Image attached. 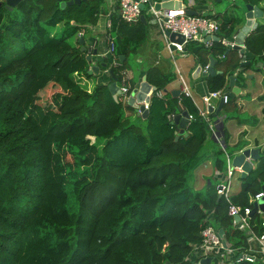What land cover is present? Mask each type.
I'll return each instance as SVG.
<instances>
[{
    "label": "trees",
    "instance_id": "obj_1",
    "mask_svg": "<svg viewBox=\"0 0 264 264\" xmlns=\"http://www.w3.org/2000/svg\"><path fill=\"white\" fill-rule=\"evenodd\" d=\"M101 4L85 0L62 8L60 0H21L12 10L0 4V264H186L206 226L222 228L224 240L244 250V231L233 224L215 185H189L193 171L210 157L204 147L213 133L190 97L156 95L174 76L147 68L146 80L155 89L142 117L128 102L114 99L111 82L92 81L89 47L83 52L69 42L95 25ZM210 17L221 21L220 40L210 47L188 42L184 50L202 67L214 60L215 72L205 75L208 91L227 89L234 75L244 87L237 71L254 68L263 57L264 24L246 35L240 55L221 42L236 35L239 16ZM60 23L62 31L52 33ZM112 26L121 65L110 68L119 84L147 27L121 17ZM11 46L16 47L2 55ZM243 57L249 64H242ZM236 98L230 94L211 116L230 118ZM182 106L192 119L175 139L176 124L168 115ZM216 131L222 147L211 157L223 171L227 157L246 143L230 145L227 130ZM240 182L231 200L252 207L264 187V150ZM250 222L255 232H264L262 213ZM229 264L262 263L235 257Z\"/></svg>",
    "mask_w": 264,
    "mask_h": 264
},
{
    "label": "crops",
    "instance_id": "obj_2",
    "mask_svg": "<svg viewBox=\"0 0 264 264\" xmlns=\"http://www.w3.org/2000/svg\"><path fill=\"white\" fill-rule=\"evenodd\" d=\"M173 6H180L181 3H184V0H174ZM211 1L214 0H189V4H186L188 8L198 11L199 14H202L204 11H211L214 13L213 6H211ZM215 2V1H214ZM250 4V3H248ZM259 6L264 9V1H260L258 4H252ZM246 11V9H245ZM226 11L223 13L225 14ZM222 13V14H223ZM144 15V23L147 27V34L135 52L129 56L128 58V67L125 68L127 76L129 78V83L132 89H139L143 78H146V70L149 67H157L163 72L171 73L174 78L171 82H169L165 90L163 91L166 97H180L181 93V82L183 81L188 88L193 97V103L196 106L198 112L199 108H205L201 97L208 92L205 75H202L201 72L198 76L194 75V70L197 66H201L195 55L188 51L177 52L174 51L173 47L168 44V38L165 35L164 29L159 22H157L149 13ZM119 7L118 0H102L101 9L98 14V19L95 25L89 27L86 30H83L82 33H79L71 38H69V42L74 46H80L79 44V36L82 35L84 39L85 47H90L92 45V51L96 50V54L92 55L91 62L89 63V68L93 65L98 64L99 69L98 72H93L92 81L94 83H108L112 82V77L109 73V67L111 63V57L108 56L105 52L107 50V34L112 33V20L119 18ZM245 17V16H244ZM240 18V23L236 27V35L239 32L240 28L243 26L245 19ZM219 21V20H218ZM221 22V21H219ZM259 23L264 24V20L259 19ZM63 29V23L58 24L55 28L52 29V33L60 32ZM218 35V34H217ZM114 37L113 35H111ZM200 43V42H198ZM87 50V49H86ZM104 58H107L106 66L102 64L104 62ZM125 58V57H124ZM247 60V59H246ZM249 61V60H247ZM254 66V70L252 68L249 69H239L237 72L245 77L244 87L240 86V81L237 79L236 75H234V84L240 88L239 94H233L229 92L231 95L236 96V104L239 107L240 115L241 113H250L246 111V106L244 102L258 101V111L256 113L257 117L254 119L250 117L251 115H247V118L239 117V116H231L228 119H224V114L219 115L218 128L219 130H223L224 128L227 130L229 135V143L230 145L235 144L238 141L246 143L239 151H236L234 155L242 152L245 149L258 147L259 148V156L264 150V98H260L264 95V86L260 88V86L256 88H251L253 86L250 84V80L253 78L254 73L259 72L261 67L264 66V55L261 59L256 61ZM247 65V64H244ZM202 67V66H201ZM257 68V69H256ZM264 68V67H263ZM111 79V80H110ZM119 85V84H118ZM152 86V85H151ZM152 88V87H151ZM177 90L180 93L177 94ZM149 93V92H148ZM147 93V95H148ZM249 98V101L246 100ZM214 101V100H213ZM212 101V102H213ZM215 103V102H213ZM219 101L216 102V107ZM186 109L184 106L181 107V110ZM187 110V109H186ZM178 113V111H177ZM261 115V116H260ZM134 116V115H133ZM223 119V120H222ZM261 120V121H260ZM223 123L222 127H219V122ZM260 131L258 137L255 136V131ZM215 137V138H214ZM218 146L222 147V143L220 140V135L210 136V138L205 143V153L210 156L205 159L200 165L193 171L195 172L194 176L199 178V186H201L198 190H202L207 186L215 185L218 182V174H222L223 171H218L213 166V161L211 155L215 151ZM224 148V146H223ZM233 155V156H234ZM233 156L231 157L233 159ZM259 159V158H258ZM252 160V168L257 165V161ZM231 161L229 157L226 159L227 162ZM233 165V164H232ZM199 176H197V175ZM236 178V188L233 193H236L240 188V179L241 173L237 174ZM232 183V182H231ZM231 193V194H233ZM259 213H262L261 211ZM263 214V213H262Z\"/></svg>",
    "mask_w": 264,
    "mask_h": 264
},
{
    "label": "built area",
    "instance_id": "obj_3",
    "mask_svg": "<svg viewBox=\"0 0 264 264\" xmlns=\"http://www.w3.org/2000/svg\"><path fill=\"white\" fill-rule=\"evenodd\" d=\"M155 2H160V0H153V2H149V0H118L120 17L125 22L135 23L139 21L140 16L143 14V10H146L145 12L149 13L157 22H159L164 30H169L183 36L184 41L182 43L171 41L167 37L168 44L173 47L174 51L177 52L185 51V44L192 41L200 42L204 44L205 47H210L212 45L213 40L211 39V36L217 35L220 30V22L218 20L202 14L190 15L186 12V8L183 5L173 6L170 9H155ZM142 4L144 5V9L141 8ZM206 36H208L209 39H206ZM235 38L236 35L233 36L232 40L223 38L221 39V42L224 45L233 48L235 45ZM107 44L108 46L105 53L111 57L110 67H119L121 64L117 55L115 54L114 40L110 33L107 34ZM241 48L245 50V45H242ZM91 49L92 45L89 47L87 54H92ZM244 53L240 52V55H243ZM242 61L244 62L247 60L243 57ZM208 67L209 64L201 67L200 73H206ZM118 87L120 93L117 95V97L125 102H128L132 87L129 83V78L125 69L121 71V79ZM152 93L153 90L151 89L148 93V101L142 100L141 102L137 103L138 106L135 109L138 115H141L143 112V110L139 109L140 105L144 107V110H148ZM181 93L193 100L190 89L183 81L181 82ZM156 95L158 97H164L162 90L157 91ZM229 96L230 93L229 91H226V89H218L214 91H208L201 97L205 108H199V115L204 121L207 122L214 136L218 135L216 131L218 129V122L216 119L219 120V116H211L213 111H209L208 108L212 107L213 110H215L216 102L220 101L221 99L223 104H225L228 102ZM213 100L216 102L213 103ZM173 117L174 114L168 115V119L172 122ZM191 119L192 115L189 113V122ZM226 167V170L222 174H218V182L215 186L216 192L219 195L224 196L226 199L228 203L227 212L228 215L232 217L233 224L244 231L247 240V248L239 251L226 241V247H224L222 244V238L217 234V230H215L212 226H206L201 231V242L195 244L192 251L184 258V262L186 264H200V261L206 257H211L210 264H229L235 257L238 261H257L264 264V232L258 234L251 225V217L249 214L253 206L242 207L233 203L231 200V178L235 172H237V174L241 173L242 169L240 166L232 165L230 161L227 162ZM263 195L264 191L255 194L253 203L258 201ZM234 216H239V225H237V222L233 220Z\"/></svg>",
    "mask_w": 264,
    "mask_h": 264
},
{
    "label": "water",
    "instance_id": "obj_4",
    "mask_svg": "<svg viewBox=\"0 0 264 264\" xmlns=\"http://www.w3.org/2000/svg\"><path fill=\"white\" fill-rule=\"evenodd\" d=\"M20 1L21 0H0V4L4 3V5L9 10H12ZM81 1H85V0H68V1L60 0V6L62 8H64L65 6L71 5L73 3L79 4ZM214 1L219 2L221 0H214ZM149 2H153V0H149ZM174 2H175L174 0H160V2L154 3V7H155V9H160V8L170 9L173 7ZM141 8L144 9L143 4L141 5ZM245 8H246V11L244 14L245 21H244L243 26L240 28L239 32L236 35L235 45L233 46L234 49L239 50L241 53H244V51H245L243 48H241V46L244 45V39H245L246 35H248L251 31L256 29V27L259 24V19L264 20V9L263 8L256 6V5H252V4H246ZM186 12L190 15H198L199 14L198 11L192 10L190 8H186ZM212 14H213V12H211V11L202 12V15L210 16ZM140 20L144 21V15L143 14L140 16ZM164 32H165V35L171 41H175L178 43H182L184 41L183 36L178 34V33L171 32L169 30H164ZM206 39H209V37L206 36ZM211 39L213 41H218L219 37L217 35H213V36H211ZM79 44H80V50L83 52L86 51V47H85L84 39H83L82 35L79 36ZM95 54H96V50H93L92 54L86 55V60L88 62H91L92 55H95ZM119 58H120V60H122V59H124V56L121 55V56H119ZM213 64H214V60H211L209 67L207 69V72L206 73L203 72L202 75L213 74L215 72ZM242 64L243 65L249 64V61H244V62H242ZM102 65L106 66V63H103ZM263 67H261V68H263ZM98 69H99L98 64L93 65L88 69V73H90V74H92L93 72L96 73V72H98ZM200 70H201V66H197L194 70V75L198 76L200 74ZM109 73L112 77V82L109 84V89L112 92L114 99L118 100L117 95L120 93V90H119L118 84L116 82V78L113 75V71L111 68H109ZM151 89L154 90L155 87L151 86L150 83H148L146 78L144 77L143 81L140 84L139 89L138 90L132 89L130 96L128 98V103L131 106H133L134 108H136L138 106L137 103L141 102L142 100L148 101L149 97H148L147 93ZM226 91L232 92L234 95L239 94L240 88L234 84V76H230L228 87H227ZM178 93H180V91L177 90V94ZM222 107H223V102L220 99L215 110H213L212 107H209L208 110L211 112L213 111L214 114H218L221 111ZM139 109L143 110L141 116L145 117L148 113V110H144V107L142 105L139 106ZM173 123L176 124V131L178 133L177 136L175 137V139H178L179 134L185 133V127L189 123V112H188V110L183 109V110H180L178 113L174 114ZM219 123H220L219 127H222L223 123L221 121ZM251 159L256 160L257 156L255 154V150H249V149H245L242 152L234 155V157L232 159V164L234 166H240L241 167V169H242L241 177L242 178H244L252 170ZM262 191H264V187H262ZM260 199L256 202H254L249 216L251 217L255 213H257L258 211L259 212L261 211L263 213V231H264V197H263L262 201H260ZM233 220L237 222V225H239V223H240L239 222V216H234ZM217 234L222 238L223 246L226 247L225 240L223 239V229L219 228L217 230ZM210 261H211V257H206L200 261V264H210Z\"/></svg>",
    "mask_w": 264,
    "mask_h": 264
},
{
    "label": "rangeland",
    "instance_id": "obj_5",
    "mask_svg": "<svg viewBox=\"0 0 264 264\" xmlns=\"http://www.w3.org/2000/svg\"><path fill=\"white\" fill-rule=\"evenodd\" d=\"M184 3H181V5H183L185 8H188L186 4H189V0H184ZM239 5V8L236 7L235 5ZM211 6H213V10L214 13H218V14H222L224 11H226L227 13H233L237 14L238 16H240L241 18H244V14H245V5L241 0H221L219 2H214L211 1ZM61 32V31H60ZM60 32H55V33H60ZM16 46H11L9 49H5L2 53V55H5L10 53V51H12ZM244 57L246 58V56L244 55ZM257 65V64H255ZM252 69L254 70V68L252 67ZM262 70H260L257 73L252 74L253 78L249 79L250 80V84H252L253 86H251V88H256L258 86H260V88H262L264 86V69L261 68ZM247 101H249V98H246ZM216 102V101H214ZM244 105L246 106V111L250 112V113H241L240 115H238L237 113H240L239 107L237 106L236 110H234L233 112H229V115H233V116H239V117H243V118H247V115H251L250 117L252 118H256L257 115V111H258V101H251V102H244ZM261 116V115H260ZM261 121V120H260ZM261 132L255 131V136L258 137V134H260ZM249 150H255V154L257 156V159L259 158V148L258 147H253V148H248ZM234 157V156H233ZM232 161V158H229ZM69 160V159H68ZM196 172V171H195ZM195 172H193L190 176L189 179V185L195 189L198 190L199 187L201 186L202 183H200V186L198 184V182L200 181L199 178L197 180V177L194 176ZM197 175V174H196ZM199 176V175H197ZM237 172H235V174L232 176L231 178V187H230V193H233L235 191L236 188V178H237ZM264 197V196H263ZM263 197L260 199V201L263 200ZM254 204V203H253Z\"/></svg>",
    "mask_w": 264,
    "mask_h": 264
}]
</instances>
